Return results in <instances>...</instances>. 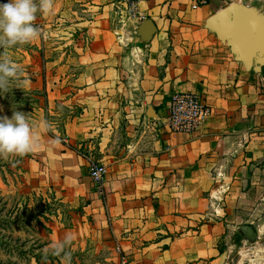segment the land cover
I'll return each mask as SVG.
<instances>
[{
    "label": "crops",
    "instance_id": "crops-1",
    "mask_svg": "<svg viewBox=\"0 0 264 264\" xmlns=\"http://www.w3.org/2000/svg\"><path fill=\"white\" fill-rule=\"evenodd\" d=\"M117 2H86L93 17L79 76L86 99L108 103L107 207L98 211L123 234L134 264H203L221 253L227 227L264 225V0L196 8L193 0H140L144 16L115 30ZM175 90L198 91L213 105L204 127L145 128ZM121 130L128 138L114 149ZM49 134L42 138L54 147L38 157L52 173L72 183L89 177L86 158Z\"/></svg>",
    "mask_w": 264,
    "mask_h": 264
},
{
    "label": "rangeland",
    "instance_id": "rangeland-1",
    "mask_svg": "<svg viewBox=\"0 0 264 264\" xmlns=\"http://www.w3.org/2000/svg\"><path fill=\"white\" fill-rule=\"evenodd\" d=\"M62 1L53 0L47 16L36 13L39 38L0 49L22 69L21 81L27 80L24 89L0 92V118H11L14 111L25 113L38 138L33 152L0 158V264H134L139 258L122 244L123 234L98 211L106 212L105 180L97 182L90 174L91 161L105 163L108 171L101 150L103 108L108 103L101 97L94 102L86 99L79 79L83 51L90 43L86 27L92 10L89 0ZM125 5L122 0L114 5L115 30L133 17L125 13ZM149 119L143 122L145 128L152 127ZM45 121L52 125L47 131L40 128ZM44 133L84 156L89 177L72 183L53 174L50 161L38 157L43 149L54 147L43 140ZM127 138L124 130L119 131L113 148ZM244 225L227 227L218 243L221 253L205 258L203 264H264V225L251 224L255 238L249 237ZM67 234L72 243L59 256L46 253L53 241H63Z\"/></svg>",
    "mask_w": 264,
    "mask_h": 264
},
{
    "label": "clouds",
    "instance_id": "clouds-1",
    "mask_svg": "<svg viewBox=\"0 0 264 264\" xmlns=\"http://www.w3.org/2000/svg\"><path fill=\"white\" fill-rule=\"evenodd\" d=\"M52 11L53 0H9L0 4V49L29 44L39 38L40 32L34 25L36 13L47 16ZM21 72L20 66L6 52L0 54V92L9 91L10 87L24 89L27 80L21 81ZM13 81L17 83L13 85ZM51 127L47 121L40 125L45 131ZM37 139L25 113L14 111L11 118H0V158L8 159L33 152L38 147ZM72 240V235L67 234L63 241H53L46 253L50 250L53 255L59 256Z\"/></svg>",
    "mask_w": 264,
    "mask_h": 264
},
{
    "label": "built area",
    "instance_id": "built-area-1",
    "mask_svg": "<svg viewBox=\"0 0 264 264\" xmlns=\"http://www.w3.org/2000/svg\"><path fill=\"white\" fill-rule=\"evenodd\" d=\"M125 13L139 18L144 15L139 10L140 0H122ZM209 0H193L192 7L206 4ZM214 107L207 99L195 90H175L166 101V113L149 119L153 127L164 126L174 132L200 131L207 119L212 115ZM107 166L105 163L91 161L90 174L97 182L105 180Z\"/></svg>",
    "mask_w": 264,
    "mask_h": 264
},
{
    "label": "water",
    "instance_id": "water-1",
    "mask_svg": "<svg viewBox=\"0 0 264 264\" xmlns=\"http://www.w3.org/2000/svg\"><path fill=\"white\" fill-rule=\"evenodd\" d=\"M229 9H231V7L225 9V11H228ZM243 229H244V231H246V233L249 235V237H251V238L256 237V230L254 229V227L251 224L244 225Z\"/></svg>",
    "mask_w": 264,
    "mask_h": 264
}]
</instances>
